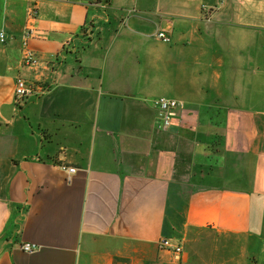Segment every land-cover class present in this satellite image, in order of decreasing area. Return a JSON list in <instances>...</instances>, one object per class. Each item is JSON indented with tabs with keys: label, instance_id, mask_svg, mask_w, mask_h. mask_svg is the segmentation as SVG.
<instances>
[{
	"label": "crops",
	"instance_id": "crops-1",
	"mask_svg": "<svg viewBox=\"0 0 264 264\" xmlns=\"http://www.w3.org/2000/svg\"><path fill=\"white\" fill-rule=\"evenodd\" d=\"M0 33V264H264V0H0Z\"/></svg>",
	"mask_w": 264,
	"mask_h": 264
},
{
	"label": "built area",
	"instance_id": "built-area-1",
	"mask_svg": "<svg viewBox=\"0 0 264 264\" xmlns=\"http://www.w3.org/2000/svg\"><path fill=\"white\" fill-rule=\"evenodd\" d=\"M156 37L164 43H169L171 41V38L168 36L165 29L159 30L156 33ZM4 39V33H0V40L4 42ZM22 63L25 66L35 67L38 65L39 61L30 50L24 49L22 54ZM47 90V86L29 83L24 78H18L15 83V97L19 102L32 97H40ZM153 107L156 111L158 126L162 129H169L178 118L179 110L183 107V104L175 99L158 97L153 100ZM61 168L67 173V181L71 182L73 175L77 171L76 168L65 165L61 166ZM159 247L163 250L173 252L176 255L183 253L182 246L168 238L161 239L159 241ZM21 249L25 252L32 253L36 251L38 247L34 244L24 243L21 245Z\"/></svg>",
	"mask_w": 264,
	"mask_h": 264
}]
</instances>
